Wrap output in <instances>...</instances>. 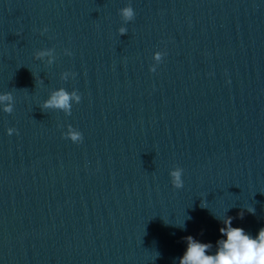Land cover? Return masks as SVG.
<instances>
[{
    "label": "water",
    "instance_id": "95a60500",
    "mask_svg": "<svg viewBox=\"0 0 264 264\" xmlns=\"http://www.w3.org/2000/svg\"><path fill=\"white\" fill-rule=\"evenodd\" d=\"M61 87L71 114L42 110ZM4 93L0 264H178L187 236L214 254L225 215L264 227V85L238 0H0Z\"/></svg>",
    "mask_w": 264,
    "mask_h": 264
},
{
    "label": "clouds",
    "instance_id": "9594fccd",
    "mask_svg": "<svg viewBox=\"0 0 264 264\" xmlns=\"http://www.w3.org/2000/svg\"><path fill=\"white\" fill-rule=\"evenodd\" d=\"M119 16L124 23L132 21L135 18V12L132 6L126 5L119 9ZM47 31V28L41 29V34ZM120 36L126 34V28L120 27L118 30ZM66 55H71L65 49ZM164 54L157 51L153 53L152 59L158 64L162 60ZM34 58L43 61L47 58V64L51 65L54 62V50L49 48L46 50H38L34 53ZM150 72H155V65L150 66ZM69 72L61 73V80L69 78ZM81 96L77 91H67L64 88H59L50 92L48 98L42 102L40 108L53 109L62 111L65 115L71 114L73 103H79ZM13 96L11 93L0 94V105L5 113L11 114L13 111ZM7 134L11 135L13 128H8ZM67 139L73 143L82 141V134L80 131L74 129L72 126L67 127L66 133H63ZM183 170L179 167L173 168L169 172L170 183L176 188L183 187L182 181ZM201 207H203L201 205ZM247 212L254 214L255 209L247 208ZM243 217V212L239 213ZM219 219V218H218ZM223 227L219 228L222 239L216 241L214 254H210L213 248L211 243H201L192 236L185 237L186 249L183 255L179 258L178 264H264V227H261L258 233L253 236L247 233L243 228L232 226V217L226 216L219 219ZM183 227V225H179Z\"/></svg>",
    "mask_w": 264,
    "mask_h": 264
}]
</instances>
